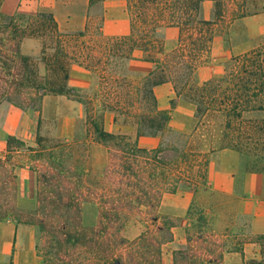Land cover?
<instances>
[{"label":"trees","instance_id":"16d2710c","mask_svg":"<svg viewBox=\"0 0 264 264\" xmlns=\"http://www.w3.org/2000/svg\"><path fill=\"white\" fill-rule=\"evenodd\" d=\"M123 1L126 32L106 31L104 7L78 30H61L50 4L38 5L30 13L0 11V102L40 114L42 99L49 93L82 94L79 100L86 102L84 129L107 151V160L100 168L88 169V178L97 184L88 180V185L73 188L65 181L70 182L76 171L63 161L75 158L77 146L85 137L79 140L74 136V142L63 143L67 139L61 131L53 145L37 141V147L28 146L36 162L33 169L38 205L33 219L18 214L14 221L40 224L57 234L55 252L60 260L66 256L64 264H73L71 253L81 246L88 248V264H162V245L173 238L180 216L162 211L161 204L183 185L197 191L199 183L207 180L209 154L219 150L252 155L254 167L264 171L258 161L264 160V118L248 116L264 111V41H259V36H264H255L250 47L231 53L220 74L204 80L196 77L197 68L212 52L215 35H227L228 42L231 23L252 15L251 0ZM210 4L211 15L206 16ZM163 27L177 31L171 48L165 46L160 35ZM30 38L39 41L35 53L23 50L25 40ZM136 50L152 63V68L145 75L131 77L124 73L123 63ZM73 72L91 78L93 86L88 93L68 84ZM163 82H169L174 92L167 107L160 106L155 91V86ZM96 99L104 109L124 116L135 127L136 137L132 139L123 130H106L102 114H96L93 106ZM172 108L190 112L193 127L208 112L223 115L219 145L207 152L191 149L188 134L176 130L170 122ZM40 120L38 117V123ZM249 127H254L258 135L248 134ZM147 136L158 137L157 142L141 145L138 139ZM12 141L24 144L10 134L8 147ZM255 149L262 153H253ZM8 163V156L0 153V219L16 214V174ZM41 166L48 171L41 172ZM84 173L82 169L80 175ZM42 180L49 181V196L59 202L41 206ZM87 197L96 204L97 216L93 223L85 224L80 200ZM63 198L69 201L61 202ZM131 220L143 224L133 237L125 233ZM192 233L190 239L202 237L200 229ZM199 255L179 248L174 250L173 261L199 264Z\"/></svg>","mask_w":264,"mask_h":264},{"label":"rangeland","instance_id":"374dc122","mask_svg":"<svg viewBox=\"0 0 264 264\" xmlns=\"http://www.w3.org/2000/svg\"><path fill=\"white\" fill-rule=\"evenodd\" d=\"M47 4L51 5L57 21L59 19L61 22V28L59 27L61 30H64L62 28L64 22L75 13H84L83 18L85 24L88 22V17L91 16L93 18L100 12L102 7L107 9V24L105 27L107 32H116L128 26V20L125 11L123 10V0H95L91 4L89 3V0H3L0 4V11L11 13L17 10L22 13H30L34 11L38 5ZM211 9V4L206 7V16L211 15ZM249 11L252 15L236 19L231 23L228 33V42L225 39L227 35L220 33L215 35L210 56L197 68L196 77L198 80H204L212 75L220 74L225 65L224 60L230 56L231 53H237L250 47L255 36L260 34L264 36V0H251ZM259 37V41H264V38L261 36ZM23 50L29 53L37 52L39 50V41L33 38L25 40ZM75 73L82 72H73L72 74ZM86 75L88 76V74ZM92 86L93 84L91 80L89 88L79 89V91L88 93L92 89ZM80 95L67 96L66 94L49 93L42 99L40 114L36 111L26 110L37 119V131L34 137V142L26 144V142L22 140L24 144L21 145L18 141H12L10 145L11 147H23L25 149L19 152H14V158L12 160L9 158L7 167L9 169H14L16 160L26 159L28 161L36 176V203L33 207H20L16 204L15 197L16 214L14 215L12 213V216L9 217L10 219L15 220L18 214H20L22 218L33 219L34 212L38 205L37 175L36 171L33 169L36 162L32 160L33 152L28 146L37 147V141H40L41 145H53L57 142L56 137L61 131L65 132L64 136H66L67 139L66 141L63 140V143L74 142V136L79 140L83 139V137L86 139L83 144L77 146L79 151L77 155H75L76 159L69 157L63 161V164L71 166L76 171V175L72 177L70 182L65 181L66 185L73 188H81L84 183L88 185V180L92 185L97 184V181L88 178V169L92 170L100 168L107 160V151L105 146L99 142L95 136L87 134L88 132L84 129L86 102L79 100V98L82 97V94ZM93 106L96 114H102L103 126L106 130H123L126 131L132 139L136 137L135 127L126 122L124 116L110 109H104L99 99L95 100ZM248 116L262 120L264 118V111L253 112ZM38 117L41 119L39 123ZM181 118L182 116L179 114L174 115L172 119L174 128L188 134L189 147L191 149L207 152L219 145L223 129L220 122L223 119V115L220 113L208 112L205 115L204 120L201 123L199 122L195 127H193V122L184 127L180 126L178 119ZM247 133L253 137L258 135L257 132L254 131V127H249ZM157 139L158 137L156 136H147L140 137L138 141L141 145L150 146L155 144ZM60 149L63 148L60 147ZM253 153L261 154L262 152H258V150L255 149ZM254 160L255 157L252 155L247 156L238 152L226 154L222 151L215 150L208 156V162H211V165L209 163L207 180L199 183L196 192H194L192 188L183 185L180 189L164 199L161 204L162 211L180 216L179 224H183L182 227L186 228V232H188L187 234H189L190 237H194V233H192L193 230H202V237L196 240L191 239L186 251H192L198 255L201 254L197 257L202 260L216 258L218 256L220 257L224 249L230 246H239L244 234L238 230V227L240 226L237 214L238 203L241 199H244L245 196L247 197L246 189L250 187L249 177L256 172H260L262 175L264 172L254 167ZM258 161L261 165H264V160L258 159ZM48 169L49 168L41 166L40 171H48ZM82 169H84L85 173L80 175ZM229 171H235L237 175L236 182L238 184V193L230 194L221 191L218 188H211V181L214 173L217 174L219 172ZM92 173L97 172L93 171ZM14 184L17 194L16 177ZM40 187V203L42 207L44 205L49 206L51 202H59V200H55L49 196L48 190L52 188L49 181L44 182L42 180ZM261 198H264V194ZM251 199L252 198H249L248 201ZM252 200L254 203L255 197ZM68 201L69 199L67 198L61 200V202ZM80 203L82 222L85 224L93 223L97 216L96 204L88 201V197L81 199ZM258 207H264V205L257 203L256 209ZM35 225L37 227L36 237L38 246L44 258V264H52V262L64 264L66 256L63 260H60L55 252V248L58 244L57 234L50 232L40 224ZM142 229V222L131 220L126 225L125 233L129 237H133ZM87 256L88 248L81 246L79 250L76 249L71 253V260L73 261V264H77L74 262L75 259L83 260L80 264H88V260L86 259Z\"/></svg>","mask_w":264,"mask_h":264},{"label":"crops","instance_id":"0c3cea01","mask_svg":"<svg viewBox=\"0 0 264 264\" xmlns=\"http://www.w3.org/2000/svg\"><path fill=\"white\" fill-rule=\"evenodd\" d=\"M83 17V12L75 13L64 22L62 28L64 30L82 29L85 25ZM58 24L61 28L59 19ZM106 24L107 22H105V27ZM127 28L128 26L116 32H126ZM160 35L164 38L167 48L175 45L177 31L174 27L161 28ZM141 56V51L136 50L133 57L124 60L123 71L126 75L139 77L145 75L152 68V63ZM68 84L85 89L90 87L91 79L85 73H75L69 76ZM155 91L160 106H170L174 97L171 84L169 82L160 83L155 86ZM177 114L182 116L181 119H178L180 126L184 127L191 123L190 112L172 108L170 122L173 127L172 119ZM36 131L37 119L34 115L8 101L0 102V153L3 156H8L12 160L14 152L25 149L23 147H8V135L13 134L24 140L26 144H31L34 142ZM209 163L211 165V162ZM13 170L17 182L16 204L20 207H33L36 203L35 172L30 168L26 159L16 160ZM236 176L235 171L214 173L211 188H218L230 194L238 193ZM249 179L250 187L246 189L247 197L245 196L239 201L237 209L240 224L238 230L244 234L242 241L238 247L230 246L224 249L220 257L202 259L199 264H264V207L256 209L257 203L264 205V198H261L264 194V173L262 175V173L256 172ZM254 197L255 202L253 203ZM249 198L252 199L248 201ZM182 225L176 226L173 238L162 245V264H176L173 261L174 250L188 247L191 239L186 228H183ZM36 233L37 227L33 223H16L9 217L0 219V264H44Z\"/></svg>","mask_w":264,"mask_h":264}]
</instances>
